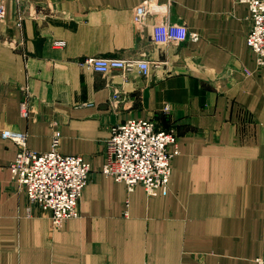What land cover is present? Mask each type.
I'll use <instances>...</instances> for the list:
<instances>
[{
  "label": "crops",
  "instance_id": "1",
  "mask_svg": "<svg viewBox=\"0 0 264 264\" xmlns=\"http://www.w3.org/2000/svg\"><path fill=\"white\" fill-rule=\"evenodd\" d=\"M145 1L0 0V264H255L264 257V69L247 43L248 6L170 0L173 22L196 40L158 46L152 28L139 33L133 24ZM97 57L158 65L146 77L103 75L79 63ZM113 91L122 95L117 106ZM129 118L178 134L165 193L129 192L101 173L112 128ZM4 131L25 134L39 153L51 150L58 132V151L90 164L78 218L54 230L50 215L30 205L12 180L19 148Z\"/></svg>",
  "mask_w": 264,
  "mask_h": 264
},
{
  "label": "built area",
  "instance_id": "2",
  "mask_svg": "<svg viewBox=\"0 0 264 264\" xmlns=\"http://www.w3.org/2000/svg\"><path fill=\"white\" fill-rule=\"evenodd\" d=\"M237 2L248 6L251 28L247 43L256 56L258 69H264V0ZM172 9L170 0L145 1L134 9L133 24L139 33L147 27L152 28L153 44L158 46L181 45L196 40L187 28L172 22ZM2 16L0 10V19ZM23 20L20 15L19 28H22ZM53 46L64 48L65 43L56 41ZM79 63L103 75L113 72L128 74L137 70L146 77L151 68L158 65L150 60L103 57L86 58ZM120 95V92L113 91V106L121 102ZM21 111L25 117L28 116V102L22 103ZM111 134L107 144V162L101 173L116 182L125 183L129 192L142 186L152 197L165 193L169 188L173 161L180 154L178 134L174 130L159 129L153 120L134 118L113 127ZM1 136L14 141L19 148L10 170L12 180L26 190L30 205L50 215L54 230H60L70 220L78 218L79 204L90 182V164L81 156L61 154L58 151V132L54 133L55 142L46 153L30 150L25 134L4 131ZM255 264H264V257L257 258Z\"/></svg>",
  "mask_w": 264,
  "mask_h": 264
},
{
  "label": "rangeland",
  "instance_id": "3",
  "mask_svg": "<svg viewBox=\"0 0 264 264\" xmlns=\"http://www.w3.org/2000/svg\"><path fill=\"white\" fill-rule=\"evenodd\" d=\"M172 10H173V9H172ZM18 15L20 16L21 14L18 13ZM19 16H18V17H19ZM171 20H172V22H173V16H172V15H171ZM173 23H174V22H173ZM175 24H176V23H175ZM182 26H184L185 28H187L185 25H182ZM134 27H135V25H134ZM135 29L137 30L136 27H135ZM144 30H145V29H144ZM137 31H138V30H137ZM182 44H185V43H182ZM182 44H181V45H182ZM153 45H155V44H153ZM165 45H166V44H165ZM181 45H178V46H181ZM120 96H122V95H120ZM165 109H166V108H165ZM164 112L167 113L168 111H165V110H164ZM134 119H135V118H134ZM146 120H147V119H146ZM159 129H160V128H159ZM171 130H174V131H175V129H173V128H172V129H169V130H166V131L169 132V131H171ZM176 133H177V132H176ZM13 182H14V181H13ZM15 183H16V182H15ZM16 184H18V183H16ZM18 186H19V184H18ZM19 187H20V186H19ZM25 192H26V190H25ZM26 194H27V193H26ZM38 209H39V208H38ZM39 210H40V209H39Z\"/></svg>",
  "mask_w": 264,
  "mask_h": 264
}]
</instances>
